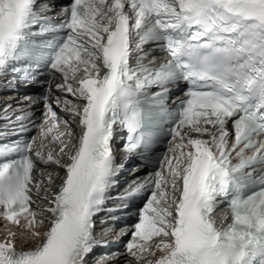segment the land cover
I'll list each match as a JSON object with an SVG mask.
<instances>
[{
	"label": "snow or ice",
	"instance_id": "6c2138e0",
	"mask_svg": "<svg viewBox=\"0 0 264 264\" xmlns=\"http://www.w3.org/2000/svg\"><path fill=\"white\" fill-rule=\"evenodd\" d=\"M47 11L38 0H0V76L42 83L59 74L63 94L43 97L47 127L35 150L34 140L0 146V217L38 241L18 249L10 231L0 264H87L94 217L122 167L117 129L129 153L171 138L166 174L128 193L144 196L126 245L135 264H264V175H253L264 166V0H73L59 23ZM148 44L170 58L156 66ZM182 82L189 87L170 109ZM54 108L67 118L51 136ZM50 136L55 153L44 151ZM37 162L63 175L49 173L41 189ZM33 188L45 207H32ZM222 203L226 225L228 213L215 215Z\"/></svg>",
	"mask_w": 264,
	"mask_h": 264
},
{
	"label": "bare ground",
	"instance_id": "6f19581e",
	"mask_svg": "<svg viewBox=\"0 0 264 264\" xmlns=\"http://www.w3.org/2000/svg\"><path fill=\"white\" fill-rule=\"evenodd\" d=\"M42 189V188H41ZM44 191L41 190L39 193V197H43ZM24 222V221H23ZM46 227V226H45ZM44 229H41L43 231ZM15 232L17 236V244L16 247L22 248L30 244L37 243L38 241H31L29 239H26L24 236V229L19 228L16 225H5L2 219L0 218V240H3L7 235L5 232ZM131 260V257L128 254H122L120 257H118L116 260H114L110 264H129L128 262Z\"/></svg>",
	"mask_w": 264,
	"mask_h": 264
}]
</instances>
